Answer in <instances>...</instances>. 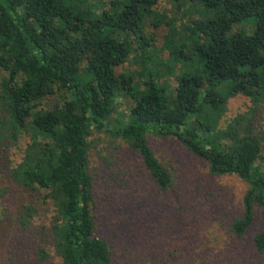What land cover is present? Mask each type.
<instances>
[{"label": "trees", "instance_id": "1", "mask_svg": "<svg viewBox=\"0 0 264 264\" xmlns=\"http://www.w3.org/2000/svg\"><path fill=\"white\" fill-rule=\"evenodd\" d=\"M170 1L179 11L183 1L197 3L212 15L186 20L179 26L180 43L164 44L171 59L184 63L168 88L154 83L144 66L152 52L143 27L153 22L156 0H0L6 139L15 142L21 133L30 138L8 173L16 200L9 188L5 199L0 194V239L10 233L15 255L9 264L31 261L30 255L39 263L55 257L57 264H117L106 234L115 223L107 212L119 205L123 214L116 224L125 223L132 211L120 204L124 191H137L124 189L129 185L117 173L116 201H96L87 159L92 130L121 140L161 192L170 189L171 178L146 135L175 139L212 176L237 178L245 191L229 229L240 238L258 215L260 227L249 246L264 261V129L255 128L246 114L216 128L228 98L240 94L264 104V0ZM243 24L251 26L249 34L241 29L229 34ZM184 40L191 55L184 53ZM137 53L143 83L114 71ZM119 95L131 100L126 112H116ZM52 96L58 103L41 108ZM23 192L37 201H22ZM189 196L187 216L201 208ZM44 206L49 215L42 222ZM147 255L152 260L153 254Z\"/></svg>", "mask_w": 264, "mask_h": 264}, {"label": "rangeland", "instance_id": "2", "mask_svg": "<svg viewBox=\"0 0 264 264\" xmlns=\"http://www.w3.org/2000/svg\"><path fill=\"white\" fill-rule=\"evenodd\" d=\"M170 0H156L153 7L154 17L146 21L143 33L150 43L147 48L152 57L144 61L145 69L149 70L153 82L159 86H174L173 76L183 70L182 60H173L164 48L166 42L180 43V36H184L179 26L188 20H203L210 17L212 12L205 11L200 4L183 1L182 11L176 10ZM184 15V17L182 16ZM187 20V21H186ZM154 24V25H153ZM174 26V28H173ZM244 30L251 32V26L235 25L232 32ZM175 32V33H174ZM177 33V34H176ZM184 53L191 55L188 41L184 40ZM193 58V57H191ZM140 54L137 58H129L128 62L114 69L115 74L128 73L133 75L139 83L146 78L140 72ZM156 72V73H155ZM154 74V75H153ZM7 75L0 70V197L6 198L7 192L16 200L15 187L11 186L8 178L9 170L20 161L22 152L30 142L28 134L21 133L15 142L8 140L7 114L3 108L1 83ZM58 103L56 96L40 102L41 108H50ZM131 100L119 95L116 103V112H126ZM251 119L253 126L264 129V104H252L249 98L235 95L225 102L223 112L216 128L224 129L236 115H245ZM250 115V116H249ZM4 127V128H3ZM3 128V129H2ZM148 145L158 162L167 170L171 178V187L166 192L157 190L155 185L143 172L140 160L136 154L126 150V146L119 139H114L103 131L92 130L87 138L88 170L95 183L96 201L115 202L118 189L114 187L116 181L113 176L120 175L121 182L128 184L120 204H125L126 212L132 211L125 223L116 224L120 214L119 205L108 210L109 218L115 223L110 225L106 234H109L113 243L112 253L116 263L120 264H264L260 257H256L250 244L251 236L259 230L260 220L257 215L255 223L243 236L237 238L230 232V221L237 216L240 210V197L245 191V185L234 176H212L207 172L206 164L195 158L173 138H162L146 135ZM97 184V185H96ZM9 188L10 191H7ZM6 196H4V192ZM142 191L146 196L142 195ZM187 193V194H186ZM140 194L141 197H137ZM191 194L198 202L199 210L192 214H185L186 202ZM22 201H37L23 192ZM12 197V199H13ZM11 199V200H12ZM120 201V200H119ZM125 201V202H124ZM97 206V203H95ZM43 211L47 207H42ZM213 208L211 214L206 209ZM41 219L49 215L48 209ZM113 217H110L112 216ZM106 220V219H105ZM156 225H153L155 223ZM36 223L34 226L39 228ZM104 223L100 221L102 226ZM156 229V230H155ZM0 239V264H9L15 255L11 252L10 233ZM150 243V244H149ZM144 245V246H142ZM116 249V250H115ZM121 251V253L119 252ZM123 251V252H122ZM147 252L153 254L152 260L146 259ZM187 255V256H186ZM24 255L19 258H24ZM27 257V256H26ZM28 258V257H27ZM24 264H57V259L51 257L44 262L36 261L33 255ZM22 261V260H20ZM151 261V263H150ZM185 262V263H184ZM202 263V264H205ZM16 264V262H15ZM20 264H22L20 262Z\"/></svg>", "mask_w": 264, "mask_h": 264}]
</instances>
